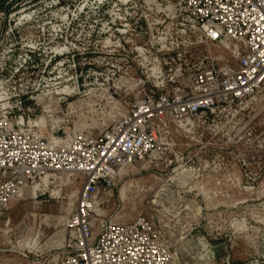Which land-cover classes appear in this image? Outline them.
<instances>
[{"label":"rangeland","instance_id":"374dc122","mask_svg":"<svg viewBox=\"0 0 264 264\" xmlns=\"http://www.w3.org/2000/svg\"><path fill=\"white\" fill-rule=\"evenodd\" d=\"M147 1L0 0V115L43 118L46 139L104 133L149 89L143 67L163 59L159 35L175 32L179 1L154 0L153 10ZM170 138L173 151L102 191L97 218L148 216L165 229L175 264H264V91L187 127L172 123ZM179 168L201 172L176 187ZM38 185V198L0 209V264H63L81 181Z\"/></svg>","mask_w":264,"mask_h":264},{"label":"built area","instance_id":"2783aa9c","mask_svg":"<svg viewBox=\"0 0 264 264\" xmlns=\"http://www.w3.org/2000/svg\"><path fill=\"white\" fill-rule=\"evenodd\" d=\"M178 1L175 32L156 40L163 59L143 67L151 86L104 133L46 139L31 119L0 115L1 210L45 179L81 181L66 221L63 264H175L165 229L148 216L129 223L97 218L102 191L130 176L123 168L146 164L163 147L173 151L172 123L187 127L199 115L231 110L264 91V0ZM145 4L155 9L154 0ZM199 172L175 169L172 184L190 186Z\"/></svg>","mask_w":264,"mask_h":264},{"label":"bare ground","instance_id":"6f19581e","mask_svg":"<svg viewBox=\"0 0 264 264\" xmlns=\"http://www.w3.org/2000/svg\"><path fill=\"white\" fill-rule=\"evenodd\" d=\"M36 124L38 126H40V127H44L45 123H44L43 118L37 120L36 121ZM121 171H122V173H124V172L129 173L130 176H133L134 175L131 168H123ZM47 182H49V180L48 179H45L43 183L46 184ZM38 188H39V185H36L33 189H31V191L28 194L31 195V196H34L35 193H36V191L38 190ZM74 207H73L72 210H74Z\"/></svg>","mask_w":264,"mask_h":264}]
</instances>
